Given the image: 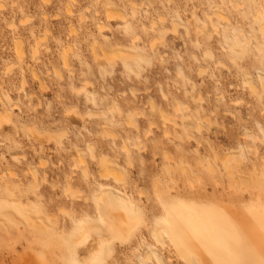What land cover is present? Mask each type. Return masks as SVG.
<instances>
[{
	"label": "rangeland",
	"instance_id": "rangeland-1",
	"mask_svg": "<svg viewBox=\"0 0 264 264\" xmlns=\"http://www.w3.org/2000/svg\"><path fill=\"white\" fill-rule=\"evenodd\" d=\"M258 11L261 16H254ZM263 25V0H0V112L12 113L0 119V264L33 263L26 253L37 264L100 258L102 264H143L146 245L157 247L165 263L187 264L175 248L149 235L151 218L162 214L160 185L171 200L228 210L264 206V90L252 94L243 82L264 74V47L257 50L255 42L256 36L264 41ZM236 32L251 40L244 53L228 48ZM111 48L141 50L152 62L130 54L111 60ZM206 49L214 58L205 57ZM49 132L65 135L51 139ZM245 133L257 137V149ZM240 146L247 155L242 163L234 156ZM79 149L86 154L83 164ZM104 158H114L124 171L122 184L101 178ZM100 183L122 191L134 210H142L144 223L129 242L113 244L112 253L92 240L75 259L69 236L94 218L93 191ZM27 209L37 212L33 219ZM33 222L44 232L34 231Z\"/></svg>",
	"mask_w": 264,
	"mask_h": 264
},
{
	"label": "bare ground",
	"instance_id": "bare-ground-1",
	"mask_svg": "<svg viewBox=\"0 0 264 264\" xmlns=\"http://www.w3.org/2000/svg\"><path fill=\"white\" fill-rule=\"evenodd\" d=\"M2 7H3V4H2ZM66 9H67L68 13H71L72 10H71L69 2L67 3ZM112 9L110 8V10H108V13L112 12L114 10V9L113 10ZM114 12H116V11L114 10ZM220 12L219 13L214 12V14L220 20H222L221 19L222 16L220 15ZM261 13H262V11H258V13L257 14L255 13L254 16L259 17V16H261ZM80 16H81V18H83L84 14L80 15ZM161 20H162V18H161ZM208 22L211 24V27L214 29V31L218 32L217 31V28H218L217 24L213 22L212 17H210V15H209ZM156 23L157 22H154L153 26L156 25ZM172 26H173L172 28L174 31L177 29V26H179V25L174 22L172 24ZM263 28H264V25L262 26L261 30H263ZM185 30H187V33L189 32L188 27L187 28L185 27ZM204 32L207 34L206 30ZM39 37H37V38H39ZM136 38H138V35ZM255 38H256L255 42H257L256 46L258 45L257 50H262V48L264 47V41L261 40L257 36ZM35 41H36V39H35ZM250 41L251 40L248 36L245 35L244 37H241L239 35V33L236 32V33H233L229 37L228 48L230 50H236L240 53L241 52L244 53L246 51V44L248 45V43ZM39 42L40 41L35 42L34 43L35 44L34 49H32L34 51L35 55L38 52V48H39L38 45H40ZM19 44H20V45H18L19 51H17L18 52L17 54H19V56L20 55L22 56V52H23L22 47H21L22 42H19ZM250 44H251V42H250ZM153 45H154V43L152 42L151 47H153ZM129 49H130V51H132L131 48H129ZM129 49H127L128 51H122L123 49L122 50L112 49L114 51L110 55L111 57L109 59L114 60L116 57H118L120 59H125V58H130V55H132V56L134 55L133 57H136V59L138 61L151 64L152 58H150V56H148L147 53L142 52L141 50H140L141 53L140 52L137 53L138 50L135 48L137 51H135L136 53L132 54L133 51L131 53H129ZM223 49H225V47ZM66 51H71V50L67 49ZM66 51L64 52L63 58H64V64L68 65L67 58H66V56H67ZM104 53H103V55L105 56ZM204 55H205V57L214 58L212 51H210L208 49H206ZM97 56L99 57L98 54H97ZM104 56H102L103 59L105 58ZM115 60H117V59H115ZM179 73L184 79H186V75L182 69L179 70ZM243 82H244V84L248 85L249 90L252 92V94L253 93L259 94L261 89L264 90V74L260 71L258 72L257 79H254L252 77H248V78H244ZM41 86H43V84ZM163 96H166V95L163 93ZM153 105H154V103H153ZM112 107H113V110H116L118 112L122 111L121 107L116 102L113 103ZM9 111L10 110H5L4 112H0V119H4L5 117H8V116L10 117V115H12V113H10ZM108 111H110V110H108ZM122 113H124V112H122ZM94 115H96L94 112H89V116L94 117ZM130 116L131 115H129V117ZM133 116L130 117V120L134 122L135 118H133ZM10 118H9V120H10ZM128 119H127V121H129ZM5 120H6V118H5ZM136 122H138V121H136ZM132 125H133V123H132ZM26 128L30 131V133H32L36 137H38V135H37L38 133L35 132L36 133L35 134L34 131L29 129L30 126H28V124L26 125ZM200 128H201V125L200 124L197 125V130H200ZM260 130L262 131L263 137H264V129L262 127H260ZM113 131L114 130H112L110 132L113 133ZM52 133L53 132H51L49 134V138H51V135H52V137H53V135H54V137L56 136V138L57 137L61 138L62 136L65 135V133H63V132H56V133L54 132L53 134ZM48 134L46 133L47 136H48ZM114 134H112V135H114ZM245 135L247 136V138L249 137L253 140L252 143H254V145L251 144V146H253L255 148L258 147L255 144L258 141L256 136H254L252 134H247V133H245ZM47 140H48V138H47ZM125 148H126V152H127V158H130V150L127 148V146L124 145V147L122 149H125ZM242 148L243 147L240 146L239 151L237 150L238 153H234V156L235 157L237 156L236 159L238 162H241L242 160L247 158L246 157L247 156L246 150H245V148H243V149ZM255 148H254V151L257 153ZM88 151L90 152V155L92 157L95 156L93 147H91V146L88 147ZM77 152H78L77 153L78 154L77 155L78 156L77 161L80 164H83V162L86 159L85 158V156H86L85 151H83V149H81V150L79 149ZM228 154L230 155V153H228ZM229 155L227 157H229ZM231 155L233 156V154H231ZM104 157L107 158V156H104ZM106 158L102 159V161H101V163H102V171H101L102 177L101 178H106V179L108 178L109 179V177H111L113 179V181L116 182V184H118V185L122 184L125 181L124 175H123L124 171L123 172L121 171L119 164L117 163V161L114 158H110V159H106ZM225 159H228V158L225 157ZM210 164H211L210 166L208 165L209 171H211V172L215 171V168H214L215 165L213 166L212 163H210ZM29 170H31V169H29ZM216 171H217V169H216ZM30 172H32V176L34 177V180L36 181L37 176L39 174L38 169L35 167ZM10 173H11V171H10ZM87 177H88V172L85 170L84 171V178L87 179ZM156 184L155 185L157 187L158 184H160V182L157 181ZM160 186H162V185H160ZM160 186H158V194L157 195H158V201H159L158 203H160L161 208H162V214H161V216L154 215L153 219L151 218V220H152L151 223L153 225L150 223L152 225V227L149 228V233H150L149 235H151V237H153V239L155 240V243L159 244V246L165 248L166 246L168 247V245H171L173 248H175L176 252H178L180 254V256L187 262V264H217V261L225 260V259H232V258H238V259H244V260L251 259V260H256V261H259L261 259V253H262V247H261V212H262V209H264V206L258 204V205H254L255 206L254 208L250 207L251 209H243V208L240 209L239 208L237 210H228V209H225L224 207H220L219 204L215 205L214 202H213V204H214V206H213V205H209L210 203L209 204H207L206 202L204 203V201L201 202V203H204V205H198V204H195L193 202H188L189 200L188 201L179 200V199L171 200L164 195L165 192L162 189L163 187L160 188ZM93 200H94V204H95L94 218H87V219L81 221L78 224L77 228H74L73 232H71L70 236H69L70 240H71L70 249H71V252H72V255L74 258L78 254V250L80 248H83L88 242H90L92 240H95V241H98L99 243H101L102 246L101 245L100 246L104 249V250L102 249L104 252H107L106 254H109L108 252L112 253V245L113 244H115L117 242L118 243L129 242L131 240V238L134 236V234L136 233V231L138 230L139 226L142 223H144L142 218H141V217H143V216H141L143 214L142 210H140V209L134 210L133 207L128 204L127 196H125L124 193H122V191H120L117 188L110 187L109 185L100 183L98 188L95 191H93ZM35 213H37V212L30 211L29 209H27V214H28L29 218L33 219L32 215ZM6 216L8 218H13V219L16 218V217H14V212L10 211L9 209H6ZM15 223L18 226L19 221H18V223H17V221ZM4 226H6V224H4ZM44 228H45V226L39 225V223L38 224L34 223V222L32 223V229L34 231L44 232ZM4 231L8 233L9 229L6 227ZM0 232H1V230H0ZM62 232H64V230L61 231L60 233H62ZM19 233H21V232H19ZM22 233L19 234L20 235L19 237L18 236L17 237L20 238L21 235L23 236ZM4 239L5 238H0V240H4ZM146 246H148L147 247L148 251L146 253L145 258L142 260L143 264H148V260H156L158 264H168V263H165L166 261H164L165 260L163 257L164 254L162 255L160 250L156 249L157 247L154 248V246H151V245H146ZM101 247H100V249H101ZM13 248H14V246H13ZM11 252H13L12 249H11ZM103 254H105V253H103ZM36 255H37V253H36ZM24 256L25 257L28 256L27 257L28 260L30 258L32 259L33 263L30 262L29 264H37V260H39L38 258L36 260L34 257H31L30 254H28V253H26ZM36 257H38V256H36ZM41 257H45V256H41ZM41 257H40V259H41ZM104 257L105 258L102 257V259L105 260L106 256H104ZM21 259L23 260V258H20V260ZM98 261L100 262V264H102L101 258ZM20 262H22V261H20Z\"/></svg>",
	"mask_w": 264,
	"mask_h": 264
},
{
	"label": "snow or ice",
	"instance_id": "snow-or-ice-1",
	"mask_svg": "<svg viewBox=\"0 0 264 264\" xmlns=\"http://www.w3.org/2000/svg\"><path fill=\"white\" fill-rule=\"evenodd\" d=\"M261 247H262V253H261V259L259 261L251 260V259L244 260V259L232 258V259L217 261V264H264V209H262L261 212ZM73 264H77V262H73ZM79 264H100V262L80 261Z\"/></svg>",
	"mask_w": 264,
	"mask_h": 264
}]
</instances>
